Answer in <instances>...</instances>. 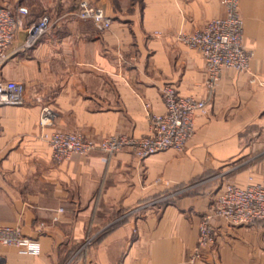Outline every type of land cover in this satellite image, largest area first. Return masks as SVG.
<instances>
[{"label":"crops","instance_id":"obj_1","mask_svg":"<svg viewBox=\"0 0 264 264\" xmlns=\"http://www.w3.org/2000/svg\"><path fill=\"white\" fill-rule=\"evenodd\" d=\"M79 1L0 0L26 6L29 21L53 20L31 49L20 48L19 29L1 70L24 83L26 100L0 107V226L20 227L40 251L0 244V264H264V222L222 217L212 220L214 242L192 258L200 218L223 186L200 177L242 167L231 182L264 184V85L250 81L252 72L264 78V0H239L250 71L223 69L181 151L139 159L96 150L57 163L40 136L43 105L55 110L49 130L96 141L145 135L148 112L164 111L163 85L206 95L204 59L177 35L225 14L221 0H89L112 18L99 32L74 14ZM244 157L259 158L231 167Z\"/></svg>","mask_w":264,"mask_h":264},{"label":"built area","instance_id":"obj_2","mask_svg":"<svg viewBox=\"0 0 264 264\" xmlns=\"http://www.w3.org/2000/svg\"><path fill=\"white\" fill-rule=\"evenodd\" d=\"M221 1L225 6L223 16L209 19L202 28L192 32L183 31L177 35L181 43L196 49L204 59L206 95L203 98L183 95L173 84L167 83L160 90L164 111L148 112L149 127L145 135L113 134L98 141L83 133L49 130L55 118V110L43 105L38 126L52 159L60 163L75 154L86 155L96 150L108 154L128 150L139 159L169 149L181 151L194 133L196 117L208 114L223 69L250 71L252 52L243 43V19L239 11V0ZM74 14L80 19L92 21L99 32L108 30L112 23V18L102 7L89 0H80ZM27 15L28 8L24 5L15 6L14 11L10 6L0 5V107L22 105L26 100L24 83L7 79L1 72L9 59L10 48L18 30H25L20 48L27 50L36 45L53 22L48 14L30 21ZM250 81L264 85V78L255 72L251 73ZM145 106L148 108L147 103ZM154 201L157 199L152 200ZM63 210V207H58L53 219L56 220L57 213ZM215 217L225 218L234 225L264 222V184L251 179L243 186L233 182L223 184L200 218L193 259L200 256L203 247L214 242L212 220ZM0 244L18 247L25 253L37 254L40 251L39 241L24 235L20 227L14 225L0 226Z\"/></svg>","mask_w":264,"mask_h":264},{"label":"rangeland","instance_id":"obj_3","mask_svg":"<svg viewBox=\"0 0 264 264\" xmlns=\"http://www.w3.org/2000/svg\"><path fill=\"white\" fill-rule=\"evenodd\" d=\"M0 4L5 5V3L1 2ZM9 6V5H7ZM14 7V6H13ZM254 154V153H253ZM249 157V156H248ZM256 158L259 157H253L252 159L245 158L244 159H238L237 161L231 163V167L234 166L236 163H240L241 161H246L245 164H249L253 162L252 160H256ZM237 164V165H238ZM224 168V167H223ZM222 167L211 170L209 173H206L202 175L200 178L201 179H208L209 184L215 186V187H221L224 183L231 182L230 180L234 177V174L236 173V170L238 171L242 167H237L236 169H230L228 172H224Z\"/></svg>","mask_w":264,"mask_h":264},{"label":"water","instance_id":"obj_4","mask_svg":"<svg viewBox=\"0 0 264 264\" xmlns=\"http://www.w3.org/2000/svg\"><path fill=\"white\" fill-rule=\"evenodd\" d=\"M10 9H11L12 11H14V7H13V6H10Z\"/></svg>","mask_w":264,"mask_h":264},{"label":"trees","instance_id":"obj_5","mask_svg":"<svg viewBox=\"0 0 264 264\" xmlns=\"http://www.w3.org/2000/svg\"><path fill=\"white\" fill-rule=\"evenodd\" d=\"M29 18V10H28V15H27V19Z\"/></svg>","mask_w":264,"mask_h":264}]
</instances>
